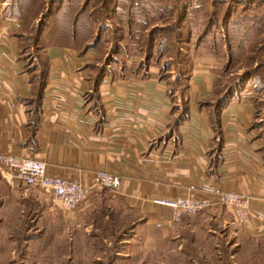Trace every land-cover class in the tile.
Instances as JSON below:
<instances>
[{
	"label": "crops",
	"instance_id": "0c3cea01",
	"mask_svg": "<svg viewBox=\"0 0 264 264\" xmlns=\"http://www.w3.org/2000/svg\"><path fill=\"white\" fill-rule=\"evenodd\" d=\"M196 2L186 1L189 12L199 6ZM200 8L212 12L216 22L239 13L243 35L264 26V0H204ZM14 29L11 18L0 21V153L43 160L49 175L86 186L98 170L119 175L120 186L109 192L136 215L137 233L119 245L122 260L114 264H153L155 259L158 264H208L214 246L220 247L214 242L221 235L212 231L217 226L237 228L239 244L229 248L236 246L241 258V225L229 207L214 205L194 219L183 215L173 222L169 207L150 201L154 195L243 193L250 209L242 230L253 239L264 237V141L254 126L255 110L246 96L227 90L222 97L231 99L219 113L217 133L200 106L212 94L219 69L207 49L198 48L191 67L185 114L167 79L157 73L113 70L102 75L95 90L93 49L83 53L70 45L46 47V74L34 108L35 86L19 58ZM241 42L246 41L241 37ZM4 173L9 172L0 167V231L10 227L8 240L19 247L21 241L48 240L46 235L21 237L23 197L30 187L6 186ZM100 196L99 187L92 189L86 205L73 210L57 201L61 225L79 230L67 234L68 241L100 238L91 229ZM103 253L86 245L79 255L97 260Z\"/></svg>",
	"mask_w": 264,
	"mask_h": 264
},
{
	"label": "rangeland",
	"instance_id": "374dc122",
	"mask_svg": "<svg viewBox=\"0 0 264 264\" xmlns=\"http://www.w3.org/2000/svg\"><path fill=\"white\" fill-rule=\"evenodd\" d=\"M203 1L197 0L199 6L189 12L185 0H62L61 10L52 13L57 3L51 0H0V21L13 20L12 36L29 68L36 67V61L46 56L45 49L51 45H72L83 53L92 48L94 74L113 70L157 73L167 79L182 108L198 48H205L218 61L219 69L212 94L202 99L200 106L211 117L213 105L227 90L246 96L255 110V128L264 141V26L243 35L238 26L239 13H234L230 20L216 22L212 12L200 8ZM218 11L214 10L216 14ZM211 24L214 25L209 30ZM241 37L246 42H241ZM130 60H134L132 65ZM222 98L225 103L231 99ZM4 174L6 186H16L21 191L30 187L17 182L10 172ZM109 190L99 187L101 200L93 213L91 229L100 238L84 243L67 240V234L74 235L79 230L61 225L63 215L57 200L43 188L30 187L23 197L21 237L32 234L49 239L21 241L19 247L8 240L10 227L5 226V232L0 227V264H114L117 259L120 262L118 250L136 236L137 217L114 201ZM215 206L226 208L223 204ZM199 213L186 216L194 219ZM242 227L241 258L236 246L229 248L239 244L237 228L212 227L213 234L221 235L214 242L220 247L214 246V256L208 264H264V237H248ZM86 245L104 251L103 256L97 260L80 256ZM153 264H158L157 259Z\"/></svg>",
	"mask_w": 264,
	"mask_h": 264
},
{
	"label": "built area",
	"instance_id": "2783aa9c",
	"mask_svg": "<svg viewBox=\"0 0 264 264\" xmlns=\"http://www.w3.org/2000/svg\"><path fill=\"white\" fill-rule=\"evenodd\" d=\"M185 1L195 2L197 0ZM0 167L10 172L17 182L25 186L45 189L68 210L86 205L90 191L96 187H108L112 190L118 188L121 184L119 175L105 170H98L93 173L90 185H82L55 175H49L46 163L43 160L6 153H0ZM150 201L153 204L169 207L173 222L179 221L183 215H196L217 204L229 207L239 225H245L249 220V197L235 191H214L201 198L195 196L167 197L154 195L150 198Z\"/></svg>",
	"mask_w": 264,
	"mask_h": 264
},
{
	"label": "trees",
	"instance_id": "16d2710c",
	"mask_svg": "<svg viewBox=\"0 0 264 264\" xmlns=\"http://www.w3.org/2000/svg\"><path fill=\"white\" fill-rule=\"evenodd\" d=\"M51 2L57 3L56 7L54 9H52L51 12L52 13L59 12L61 10L60 7H61V4H62V0H51ZM49 16H50V14L46 15L45 18L47 19ZM70 46H72V45H70ZM18 52H19V50H18ZM45 54H46V51H45ZM19 58L22 59L25 62V60L21 57L20 53H19ZM46 59H47V54L44 57H40V59H38L36 61L37 64H36L35 68H31V67L29 68L26 65V63H25L26 69L29 71V73H31L30 79L33 80V83H34L33 86H35L34 87V91H35L34 94L35 95H34V98H33V106H34V108L38 107V105H39V97L41 95L42 85L44 83L45 74H46V69H45ZM102 75L103 74H101V73H97L96 77L94 78V81H95L94 88H95V90L97 89L98 83L101 81ZM94 94H96L98 96L97 93H94ZM225 104H226L225 100L222 97H219L217 104L213 105V111H212L211 117H210L211 124H213V126H215V129H217V133L218 134H219V129H218L219 113H220L221 109L225 106ZM185 108H186V104H185L184 108H182V110H183L182 113L183 114H185V111H184ZM254 126H256V125L254 124Z\"/></svg>",
	"mask_w": 264,
	"mask_h": 264
}]
</instances>
